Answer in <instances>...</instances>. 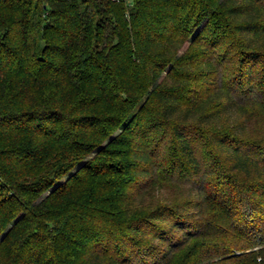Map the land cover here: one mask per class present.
I'll list each match as a JSON object with an SVG mask.
<instances>
[{
    "label": "trees",
    "instance_id": "1",
    "mask_svg": "<svg viewBox=\"0 0 264 264\" xmlns=\"http://www.w3.org/2000/svg\"><path fill=\"white\" fill-rule=\"evenodd\" d=\"M253 102L264 0H0V264H264Z\"/></svg>",
    "mask_w": 264,
    "mask_h": 264
},
{
    "label": "rangeland",
    "instance_id": "2",
    "mask_svg": "<svg viewBox=\"0 0 264 264\" xmlns=\"http://www.w3.org/2000/svg\"><path fill=\"white\" fill-rule=\"evenodd\" d=\"M188 46V42H185L182 47L179 49V53H184L186 51V47ZM224 67H219L218 72L219 75H222V71H224ZM220 78V77H219ZM216 88V87H215ZM213 89L212 91L206 93L207 99L217 100V97H221L220 95L224 93L220 89ZM203 89H200V91ZM246 116L249 115V119L244 123V133L250 141L256 143L257 146L264 149V105L261 103H247L246 107L243 111ZM230 117H228L227 121L224 122L221 119L222 124H230L234 117H236L235 113H230ZM244 114V115H245ZM243 116L239 114L238 119L243 120ZM226 126V125H224ZM259 140V144L258 141ZM175 178V177H173ZM157 179L152 181V183H148L139 194L131 196L130 202H133V205H138L141 207H147L150 204L158 203V202H174L177 200H182L185 198H190L195 195V191H192L188 188V186L183 185L177 179ZM197 193V192H196ZM202 196L200 193H198ZM128 203V204H129ZM138 207V208H139ZM258 248V247H255ZM260 257L257 258L256 262H259Z\"/></svg>",
    "mask_w": 264,
    "mask_h": 264
}]
</instances>
